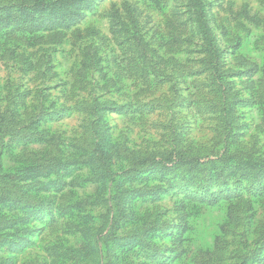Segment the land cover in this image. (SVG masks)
I'll return each instance as SVG.
<instances>
[{
    "label": "rangeland",
    "instance_id": "374dc122",
    "mask_svg": "<svg viewBox=\"0 0 264 264\" xmlns=\"http://www.w3.org/2000/svg\"><path fill=\"white\" fill-rule=\"evenodd\" d=\"M202 4L221 85L203 61L191 0H72L34 17L38 24L65 18L44 44L0 41V108L12 103L28 123L43 105L39 127L27 132L50 141L5 138L2 173L36 157L71 164L0 180V190H25L36 203L26 215L0 218L18 223L0 230V264H264V206L249 195L264 192V178L228 170L235 159L221 154L227 145L264 162V0ZM95 138L113 172L121 156L179 149L204 161L220 153L222 176L211 170L216 177L203 187L184 169L151 170L115 184L85 163ZM114 211L119 228L105 241Z\"/></svg>",
    "mask_w": 264,
    "mask_h": 264
},
{
    "label": "trees",
    "instance_id": "16d2710c",
    "mask_svg": "<svg viewBox=\"0 0 264 264\" xmlns=\"http://www.w3.org/2000/svg\"><path fill=\"white\" fill-rule=\"evenodd\" d=\"M71 1L72 0H57L54 2H49L47 0H17L15 3H8L1 6L0 14L2 15V18L0 19V41L5 44L15 42L16 45H24L27 48H31L37 44H44L46 40L53 37L55 26H66L64 23H61L65 18L55 15L56 17L50 19L48 23L43 22L38 24L34 17L38 13L44 11H50V13L54 12L55 14L57 8L64 7ZM191 2L193 15L196 19L197 35L202 41V52L205 55L203 61L207 68L212 70L214 80L221 85L224 73L219 72L216 65L218 50L216 49V42L208 23L204 5L202 4V0H191ZM47 24L52 25L50 28H47ZM226 100L227 97L224 95L221 97L218 105L224 106L223 104ZM94 106L98 107L96 103ZM220 111L224 113V107ZM45 115L46 112L44 111V106L40 105L39 112L36 115L28 116V123H23L18 119L19 114L15 111V107L12 103L8 108L5 107L3 110L0 108V149H3V147L5 148V144L3 143L5 138L17 139L28 144H41L43 142L49 144V136L36 132V130L31 131L30 133L27 132L29 126L37 129L40 124V119ZM93 115H96V111H93ZM223 119V126L225 127L223 130L226 135L228 131L227 129L230 128V123L228 117L225 115L223 116ZM96 122V120L93 121V124H91L90 127L92 126V128H95L94 125ZM90 153L91 155L88 159H84L85 163L88 160L92 166L97 167L98 170L104 171L102 175L103 178L107 177L110 182L115 184L118 182L117 178L120 176L129 178L131 175L144 171H172L174 169H184V171L194 175L195 183L198 186L206 187V185L212 182V180H214L213 178L216 177L214 174L210 173V171L214 170V172L217 173L216 165L225 162L219 160L221 154L224 155L223 158L228 157L229 159H235V166L230 167V169L228 168V170L232 172L244 171L254 179L264 178V162L262 160L253 158V154H250L247 151L229 152L227 145L222 146L221 154L217 153L207 156V158L216 157V161H204L189 151H180L179 149L167 153L145 152L144 154L139 153L136 156L129 154L120 157L119 163L121 165L117 169L120 171L116 170L117 172H113L111 169L110 165L113 164L111 161V155L102 143L99 142L98 138H95V141H93ZM69 165H71L69 162H62L52 156H47L45 158L36 157L31 160L23 159L20 163L18 173H2V166L0 163V180L3 178H14L18 180V178L24 179L25 176L26 178L35 179L40 175H47L54 170L68 167ZM217 174L218 177L216 178H219V176H222V171ZM100 182L102 185L105 184L104 181ZM34 189L39 190L38 187H34ZM40 189L45 188L40 187ZM249 195L255 200H258V205L264 206V192H251ZM238 196L237 200L242 199L240 198L242 197L240 193H238ZM111 198L112 200L118 198V195L112 196ZM202 198L203 197H200L199 201H203ZM211 202L215 203L216 200H212ZM35 206L36 203L26 195L25 190L21 192L18 191V188L13 191L7 189L0 190V218L2 219H4L3 217H5L6 212H18L21 209L22 215L23 213L26 215L27 213L25 212L29 213V211H32ZM114 213L116 212L114 211L112 216L107 219L109 225L114 230L111 229V232L103 234L105 241H114L116 238L115 231L119 228V220L117 216L115 217ZM25 220H27V218ZM3 223L4 220L0 221L1 231H3L2 228L10 227L8 228L9 230L18 224L16 220H11L10 224L8 223V226H4ZM4 224H7V222ZM1 240L4 241V237H0V241ZM206 254L209 253L207 252Z\"/></svg>",
    "mask_w": 264,
    "mask_h": 264
}]
</instances>
